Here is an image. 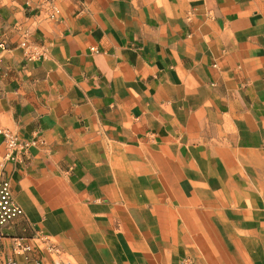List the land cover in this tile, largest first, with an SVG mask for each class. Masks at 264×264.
Here are the masks:
<instances>
[{
	"label": "crops",
	"instance_id": "0c3cea01",
	"mask_svg": "<svg viewBox=\"0 0 264 264\" xmlns=\"http://www.w3.org/2000/svg\"><path fill=\"white\" fill-rule=\"evenodd\" d=\"M0 176V262L264 264V0H0Z\"/></svg>",
	"mask_w": 264,
	"mask_h": 264
},
{
	"label": "built area",
	"instance_id": "2783aa9c",
	"mask_svg": "<svg viewBox=\"0 0 264 264\" xmlns=\"http://www.w3.org/2000/svg\"><path fill=\"white\" fill-rule=\"evenodd\" d=\"M43 3L50 5L51 0H42ZM59 10L56 7H51L50 17L57 16ZM25 54L28 58H39L42 54L37 48V45L33 43H23L22 44ZM36 139H21L16 134L5 131L3 132V144L5 147V160H15L17 158L23 157L24 154L29 150V148L35 144ZM21 207L15 202L11 192L10 181L7 178L0 176V225H4L17 215L21 214ZM42 241H47L48 236H40ZM48 252L52 255V260L50 264H71L70 262H63L58 258V247L53 243H48L46 245ZM18 249L21 251L30 250L28 245H19ZM0 264H17L13 261L0 262ZM40 264V263H37Z\"/></svg>",
	"mask_w": 264,
	"mask_h": 264
}]
</instances>
